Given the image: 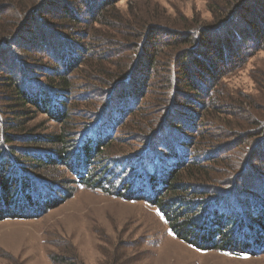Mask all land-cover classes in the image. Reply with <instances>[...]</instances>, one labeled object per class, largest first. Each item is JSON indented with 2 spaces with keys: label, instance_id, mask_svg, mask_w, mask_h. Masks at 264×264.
<instances>
[{
  "label": "trees",
  "instance_id": "trees-1",
  "mask_svg": "<svg viewBox=\"0 0 264 264\" xmlns=\"http://www.w3.org/2000/svg\"><path fill=\"white\" fill-rule=\"evenodd\" d=\"M15 1L17 7L18 0ZM21 1L28 4L21 10L28 13L30 24L37 22L42 28L44 21L40 16L55 18L48 25L45 23L51 40L43 48L50 51L53 60L64 62L65 68L61 69L62 64L53 69L34 68L46 69L50 74L44 82L30 81L28 76V84H19L17 72L3 75L9 90L0 96L1 101L8 102L0 108V221L37 218L73 196L78 186L127 198L130 185L137 188L132 198L139 197L156 205L174 235L195 248L219 249L236 255L264 252V111L259 112L248 102L238 103L231 94H222L217 89L224 77L240 69L258 51H264V0H214L210 2L213 17L209 23H184L179 27L162 25L158 17L148 12L144 18L135 14L133 17L110 14L111 7L119 0H77L74 4L59 0L57 9L54 3L48 4L50 0L38 5V0ZM79 1L85 9L78 7ZM257 3L262 4L257 17L246 15ZM54 8L57 12H53ZM85 12H88L86 16ZM95 24L107 29H96ZM109 30L122 35L117 38ZM5 34L0 41V53L9 44H25V31ZM28 39L36 41L30 36ZM121 40L129 42L127 55ZM33 42L31 45L28 42V48H34ZM116 54L125 56L124 63L119 72H112L105 66L113 64ZM82 63L101 67L86 75L91 81L99 80L100 85L95 87L102 88L104 83L108 91L110 86L109 94L115 100L104 115L77 128L69 108L79 97L73 98L69 72ZM101 74L112 76V80H103ZM35 88L39 97L35 96ZM159 91L162 104L171 106L170 114L175 108L181 112L177 115L185 120L182 130L189 132L191 138L179 137L177 133L178 139L160 140L166 130L171 133L166 125L156 130L159 133L153 143L139 152L111 155L96 163L97 157L116 139L119 125L125 124L128 116L139 109V99ZM32 107L60 122V130L28 134L22 120ZM204 112L220 122L223 116L234 118L232 124L219 128L222 136L236 138L233 130L246 128L249 137L234 145L240 146V150L214 156L220 150L214 142L195 143V131L199 130L202 141L208 136V128L201 130L198 121ZM8 114L14 118H8ZM186 117L191 119L189 123ZM224 117L222 124L227 123ZM236 117L245 120L246 125L237 124ZM204 121L201 122L206 124ZM28 161L37 174L30 171ZM206 163L224 164L227 170L215 180L212 176L215 169L205 168ZM59 165L66 167L67 176L49 179ZM206 169L208 172L202 173ZM184 176L186 182L181 180ZM191 180L198 183L192 184ZM254 181L259 182L260 190L254 189ZM143 184L146 192L138 189ZM214 184L219 187L211 190ZM37 189L46 193L44 200L38 199ZM52 190L62 191L63 196L57 198L50 194ZM123 246L117 244L115 248L123 250ZM117 253L107 264H125L124 253L119 255L120 250ZM55 260L60 262L56 257Z\"/></svg>",
  "mask_w": 264,
  "mask_h": 264
},
{
  "label": "rangeland",
  "instance_id": "rangeland-1",
  "mask_svg": "<svg viewBox=\"0 0 264 264\" xmlns=\"http://www.w3.org/2000/svg\"><path fill=\"white\" fill-rule=\"evenodd\" d=\"M44 1L38 0L36 5L42 4ZM50 1L48 4L52 6L54 3V7L59 8L56 6L60 3L59 0ZM70 1L74 4L77 0ZM212 1L214 0H119L115 6L111 7L110 14L124 17L129 15L133 17L135 14L144 18V13L148 12L158 17L160 19L158 22L164 23L162 25L167 24L175 27L184 23L207 24L213 17L210 8ZM79 4L78 7L82 6V10L85 9L84 3L79 1ZM21 7H28V4L18 0L16 7L15 0H0V41L7 32L12 31L15 34L17 31H21V33L25 31L24 45H26L25 49L24 45L13 46L14 44H9L7 46L12 48L6 47L5 52L3 50L2 54L0 53V96L1 94H8L9 90L6 76H3L4 73L13 75L10 71L17 72L19 84H28L26 80L28 76L30 81L44 82L50 71L46 69L33 70L34 68L46 66L53 69L62 64V69L64 64V62H59L60 59L55 58L53 60V57L49 56L50 51L43 48L45 47L44 43L51 40L48 34L50 29L46 27V24L53 22L55 18L45 17L46 15L40 16L39 18L44 21V27L41 28L37 22L30 24L31 19L28 17V13L22 11ZM55 8L53 12H57ZM261 8L262 4L257 3L245 14L253 18L257 17ZM58 11L60 12L61 9ZM87 13L85 12L84 16ZM94 27L107 29L106 26L100 24H95ZM3 31H5L4 34H1ZM109 31L117 38L122 35L115 31ZM28 36L34 37L36 41H31ZM28 42L29 45L33 42L34 48H28ZM120 43L123 51H126L125 55H127L128 50L125 49L130 47L129 42L121 40ZM118 55L116 54V60L112 62L113 64L105 66L106 69L120 71L125 56ZM105 68L103 69L106 70ZM100 69L101 67H90L82 63L78 69L69 72V78L73 83V98L79 97L71 102L69 108L72 113L71 118L75 120L74 125L77 128H82V123L93 122L96 116L104 115L107 107L115 100V97L109 94L110 86H108V91H106L104 83L101 84L102 88L95 87L97 84L100 85L99 80L96 78L91 81L86 75V72L90 70L95 72ZM100 77L103 80H112V76L101 74ZM91 83L92 87L89 86ZM35 89L37 90L35 96L39 97L40 93L37 88ZM217 89L222 94H231L238 103L241 101L248 102L259 112L264 111V51H258L240 69L224 77L219 82ZM160 93L161 91L157 94L150 92L144 98L139 99V109H135L136 111L134 110L128 116L125 124L122 122L119 125L115 135L116 139L110 142L108 147L104 149V153L97 157L96 163L111 157V155H131L139 152L143 146L150 142L153 143L154 136L159 133L156 130H161L166 125L171 128V133L166 130V133L160 136V140L165 137L178 139L177 133H180L179 137L188 135L191 138L189 132L186 133V130H182L185 120L179 119L178 116L180 115H177L181 112L175 108L170 114L171 106L165 107L162 104ZM6 103L8 102L0 100V108L5 107ZM252 106L249 109L250 112ZM6 116L14 118L12 114ZM223 117L222 122H220L213 119L211 115L210 117H207V114L205 116V112L202 114V118L198 120L199 126L201 130L208 128L209 131L205 141L204 139L202 141L199 130L198 132L195 131V143L197 144L198 141L203 143L214 142L215 147L221 150L217 151L214 156L221 157L240 150V146H234L236 141L249 137V132L245 127L233 130L236 132L233 134L237 139L228 134L222 136L219 128H226V125L232 124L234 121V118L230 116L229 118L224 117L227 123L222 124ZM185 119L188 123L191 120L188 117ZM202 119L205 120L206 124L201 122ZM22 121V126L28 129V134H51L61 128L60 122L52 120L51 116L36 111L33 107L29 108L26 118ZM236 123L246 125L245 120H240L238 117H236ZM101 132L103 133L104 130ZM204 166L215 169L212 175L215 180L222 177L221 173L227 170L224 164L219 163H212V166L206 163ZM28 168L34 174L38 173L35 168L30 167L29 161ZM54 170V174L51 173L49 179L58 180L60 176H67L65 166L59 165ZM203 172L208 171L206 169ZM181 180L186 182V176ZM191 181L192 184L198 183V180ZM258 183V181H254L255 190H260ZM144 184L138 189L146 192ZM36 186L37 188L40 187L39 185ZM225 186L220 185L221 188H226ZM218 187L214 184L211 186V190ZM134 190L137 188L133 189L129 185V197L125 198L98 188L78 186L73 196L60 205L51 207L45 214L37 218L18 217L0 221V264H66L67 262L107 264L108 261H113L118 250L121 253L119 255L124 253L125 264H264V252L257 253V255H236L219 249L207 251L197 249L179 239L171 231L168 221L156 205L139 197L132 198L136 194ZM36 192L38 199L44 200L46 198L43 189H37ZM50 194L57 198L63 196L62 191L57 192L56 190H52ZM231 210L234 211L235 208L233 207ZM117 244L124 245L123 250L118 248L119 246L115 248ZM53 257H56L60 262L54 261Z\"/></svg>",
  "mask_w": 264,
  "mask_h": 264
}]
</instances>
